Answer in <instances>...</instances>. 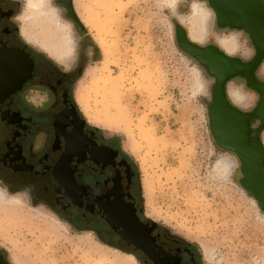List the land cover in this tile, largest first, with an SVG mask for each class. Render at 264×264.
Segmentation results:
<instances>
[{
	"label": "rangeland",
	"instance_id": "obj_1",
	"mask_svg": "<svg viewBox=\"0 0 264 264\" xmlns=\"http://www.w3.org/2000/svg\"><path fill=\"white\" fill-rule=\"evenodd\" d=\"M85 1L92 7L96 0ZM109 2V12L97 14L101 20L108 17L101 31L68 24L94 49L71 91L81 116L86 121L75 100L79 88L88 111L108 128L88 124L114 138L133 164L149 218L193 241L208 264H264V213L239 184L237 158L219 149L210 134L206 109L212 79L177 47L175 28L182 25L176 16H188L191 2ZM54 10L68 23L63 9ZM241 43L250 51L245 40ZM263 65L256 74L264 82ZM88 69L92 75H85ZM230 83L248 97L243 110L253 108L256 95L242 82ZM225 160L232 163L227 168ZM21 208L39 210L66 230L49 234L41 221L13 218L15 209L0 205V250L12 264L15 255L22 264H140L134 255L101 244L92 232L70 228L43 207Z\"/></svg>",
	"mask_w": 264,
	"mask_h": 264
},
{
	"label": "flooded vegetation",
	"instance_id": "obj_2",
	"mask_svg": "<svg viewBox=\"0 0 264 264\" xmlns=\"http://www.w3.org/2000/svg\"><path fill=\"white\" fill-rule=\"evenodd\" d=\"M69 1L52 0L56 6ZM198 2L211 12L206 1ZM24 12L25 0H0V190L47 209L70 228L92 232L101 244L134 255L140 264H208L193 241L144 213L130 159L76 107L72 86L94 52L86 35L71 30L77 44L73 62L67 70L60 69L49 48L39 46L23 24ZM211 14V29L219 35L224 29ZM239 40L250 47L247 32L239 34ZM212 46H217L214 41L202 45ZM250 51L245 50V57L234 56L248 62L257 54ZM200 67L212 79L209 105L215 78ZM233 80L250 91L243 79ZM250 92L256 95L250 110L233 104L228 94L227 99L250 116L252 145L263 129L254 117L260 98ZM0 264H12L1 250Z\"/></svg>",
	"mask_w": 264,
	"mask_h": 264
},
{
	"label": "water",
	"instance_id": "obj_3",
	"mask_svg": "<svg viewBox=\"0 0 264 264\" xmlns=\"http://www.w3.org/2000/svg\"><path fill=\"white\" fill-rule=\"evenodd\" d=\"M206 1L220 29L250 36V47L256 56L247 61L230 57L217 46L202 47L194 44L182 27L175 28L178 49L205 67L215 78L214 93L207 106L208 125L214 144L221 150L233 154L239 162L240 186L264 213V82L257 81L254 72L264 62V0H192ZM52 7L64 9L67 24L84 29L76 14L73 0ZM76 42L72 45L75 54ZM243 79L245 86L258 94L260 101L254 113L256 121H261L262 131L250 145V116L234 106L227 99L226 84L233 79Z\"/></svg>",
	"mask_w": 264,
	"mask_h": 264
},
{
	"label": "bare ground",
	"instance_id": "obj_4",
	"mask_svg": "<svg viewBox=\"0 0 264 264\" xmlns=\"http://www.w3.org/2000/svg\"><path fill=\"white\" fill-rule=\"evenodd\" d=\"M73 4L76 14L78 15L83 26H85L87 29H96L98 31L102 30V24L103 22L107 21L108 17L106 16L105 18H102V21L100 18H98L97 14L100 11H104L106 14L109 12V0H96L92 7L88 6L85 0H73ZM95 5L99 8L98 10L94 9ZM176 19L187 32L189 40L194 44L202 46L210 40H213L217 47L230 57H235L234 55L236 54H241L245 57L249 54V52H245V50L242 48V44L237 33L229 32L225 35H217L213 33L211 29L213 24L212 14L201 2L192 1L189 6V15L176 16ZM22 22L23 24L27 25L28 29L30 28L35 34L36 38L38 39L39 46L44 47L45 49L49 48L55 61L62 68L66 69L73 62L74 53L72 51V45L75 40L71 33V29L66 22H63L59 19L57 11L54 10L49 4V0H25V12L22 17ZM232 36H236L237 39H230L229 37ZM103 50V66L107 67L109 63L108 52L104 48ZM92 73V70L88 69L85 75H92ZM262 73L264 74V65L262 68ZM229 84L230 83H228V85ZM226 91L233 104L240 108H245L248 97L241 91L240 88L230 84L228 89L226 88ZM75 100L89 124L93 125L94 127H106L101 125L100 122L88 111L85 104V96L82 94L80 88L76 92ZM117 129V126H112L113 131H116ZM262 141L264 144V133L262 135ZM222 163L224 168H227L232 164L228 160H225ZM24 204L26 203L21 197L9 196L0 190V205L2 207L6 206L14 208L15 215L13 218H28L30 221L35 219L39 220L45 227V231L49 234H60L62 233V230H66L63 225L57 221L55 222L54 219H49L51 217H48L39 210L33 211L35 213L23 211L21 207L24 206ZM201 247L204 253L208 255L207 250L202 245ZM15 256L16 257L13 256V263L22 264L20 262V256ZM22 257L24 259H28L26 254H22Z\"/></svg>",
	"mask_w": 264,
	"mask_h": 264
},
{
	"label": "clouds",
	"instance_id": "obj_5",
	"mask_svg": "<svg viewBox=\"0 0 264 264\" xmlns=\"http://www.w3.org/2000/svg\"><path fill=\"white\" fill-rule=\"evenodd\" d=\"M229 38H230V39H233V40L237 39L236 36H232V37H229ZM200 87H201L200 85H197V89H198V90H199ZM194 95H195V93H194Z\"/></svg>",
	"mask_w": 264,
	"mask_h": 264
}]
</instances>
